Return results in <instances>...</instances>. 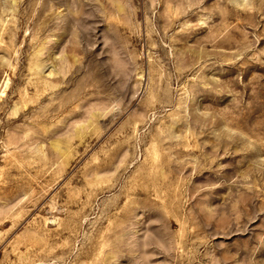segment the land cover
Returning <instances> with one entry per match:
<instances>
[{
	"label": "rangeland",
	"instance_id": "rangeland-1",
	"mask_svg": "<svg viewBox=\"0 0 264 264\" xmlns=\"http://www.w3.org/2000/svg\"><path fill=\"white\" fill-rule=\"evenodd\" d=\"M0 264H264V0H0Z\"/></svg>",
	"mask_w": 264,
	"mask_h": 264
}]
</instances>
